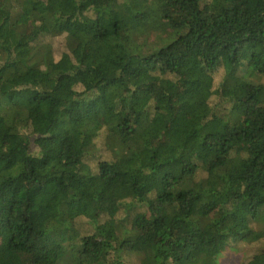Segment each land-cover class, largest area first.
<instances>
[{
  "label": "trees",
  "instance_id": "1",
  "mask_svg": "<svg viewBox=\"0 0 264 264\" xmlns=\"http://www.w3.org/2000/svg\"><path fill=\"white\" fill-rule=\"evenodd\" d=\"M234 243L264 264V0H2L0 264Z\"/></svg>",
  "mask_w": 264,
  "mask_h": 264
},
{
  "label": "rangeland",
  "instance_id": "2",
  "mask_svg": "<svg viewBox=\"0 0 264 264\" xmlns=\"http://www.w3.org/2000/svg\"><path fill=\"white\" fill-rule=\"evenodd\" d=\"M2 0H0V3ZM38 24L32 23L30 27V33L34 35L37 33ZM155 36L151 37V40H154ZM56 49L60 47V44H54ZM61 55L59 54L58 50L54 52L55 60H59ZM179 119H186L184 122L195 124L197 118L194 116H187L183 115V113L178 112L176 114V120ZM171 120L165 116L158 115L153 121V134L156 138H161L165 140L170 132L171 127ZM21 208L23 207L20 206ZM18 207V209H21ZM17 209V206H16ZM22 210V209H21ZM255 247V244H248V243H234L233 245L229 246L219 257L218 264H239L244 256Z\"/></svg>",
  "mask_w": 264,
  "mask_h": 264
}]
</instances>
